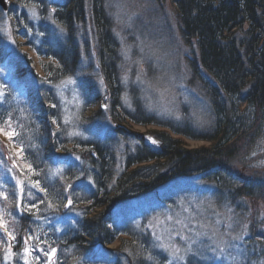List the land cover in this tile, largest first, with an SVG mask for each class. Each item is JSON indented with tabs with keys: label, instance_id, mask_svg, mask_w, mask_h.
I'll list each match as a JSON object with an SVG mask.
<instances>
[{
	"label": "trees",
	"instance_id": "1",
	"mask_svg": "<svg viewBox=\"0 0 264 264\" xmlns=\"http://www.w3.org/2000/svg\"><path fill=\"white\" fill-rule=\"evenodd\" d=\"M171 2L183 41L187 46L195 42L200 52L199 63L193 59L189 65L192 80L200 84L214 112L209 131L161 121L138 98L134 112L124 109L120 45L104 0H58L56 9L49 10L63 33L52 40V31L40 27L44 38L32 51L46 59L41 62L43 74L30 72L5 54L0 36V67L13 73L0 112V264L13 244L16 256L18 247L27 243L33 253L44 245L38 261L53 255L56 264H153L150 233L124 224L116 210L185 177L215 184V202L241 215L244 202L264 203V0ZM87 3L92 24L86 18ZM12 21L16 38L27 39L18 30L20 19ZM91 42L105 94L92 70L82 67L81 46L89 57ZM68 79L77 84L82 104L74 131L63 126L54 92ZM108 119L114 127L104 140L100 136ZM117 123L166 127L208 146L190 151L170 132L134 133L136 149L117 158L116 139L133 137ZM56 168L62 172L52 179ZM10 169L22 187L8 178ZM260 228L251 226L246 259L264 264ZM118 241V248H108ZM16 259L8 264H17Z\"/></svg>",
	"mask_w": 264,
	"mask_h": 264
},
{
	"label": "rangeland",
	"instance_id": "2",
	"mask_svg": "<svg viewBox=\"0 0 264 264\" xmlns=\"http://www.w3.org/2000/svg\"><path fill=\"white\" fill-rule=\"evenodd\" d=\"M11 1L13 7L10 12L4 13L0 9V36L5 54L30 72L43 74L41 62L46 59L40 57L37 51H32V47L38 49L42 43L44 34L40 27L43 24L52 31V40L62 36L63 31L53 21V11H49L56 9L58 0ZM43 3H47L48 7ZM104 7L113 22L114 35L120 45V101L124 109L134 112V100L138 98L146 112L161 121L178 126L190 123L202 132L211 130L214 112L210 100L200 84L192 80L189 65L193 59L199 63L200 52L195 42L187 46L183 41L177 10L171 0H104ZM86 12L87 21L92 24L89 3L86 4ZM14 17L20 19L17 22L18 30L26 34L27 39L16 38L12 21ZM88 37L92 39L91 33ZM81 50L83 69L92 70L95 84L105 94L106 84L92 42L89 57L85 54L83 44ZM10 78H13V73L0 67V112L5 93L10 88L7 83ZM54 92L61 106L63 126L74 131L82 105L77 84L74 80H65L54 88ZM21 101L17 99V103L24 106L23 99ZM104 126V137L100 136L102 139L114 127L109 119ZM118 126L132 131L133 136L116 139L117 158L121 159L138 146V138H134V133L150 136L170 132L173 137L180 138L184 149L190 151L208 146L203 141L179 137L171 129L162 126L125 123H119ZM86 139L88 142L89 138ZM14 148L15 153L21 152L18 146ZM73 160L79 158L75 156ZM60 171L56 168L51 174L52 179L58 177ZM7 176L22 187L14 171L10 169ZM214 189L215 184L207 183L199 176L177 179L156 194L120 206L116 214L124 224L133 225L135 231L150 233L152 244L149 254L154 260L153 264H257L246 259L245 242L251 235L252 225L258 224L264 230V203L254 200L244 202L245 211L241 215L228 205L219 206L212 196ZM56 222L60 224L57 219ZM119 245L118 241L108 248L113 250ZM13 246L3 259L5 264L13 262L14 258H17V264H56L53 255L38 261L44 257V245L37 252L38 256L32 252L29 243L18 247V253L14 256Z\"/></svg>",
	"mask_w": 264,
	"mask_h": 264
},
{
	"label": "water",
	"instance_id": "3",
	"mask_svg": "<svg viewBox=\"0 0 264 264\" xmlns=\"http://www.w3.org/2000/svg\"><path fill=\"white\" fill-rule=\"evenodd\" d=\"M13 7V2L11 0H0V8L4 12H9L11 8Z\"/></svg>",
	"mask_w": 264,
	"mask_h": 264
},
{
	"label": "snow or ice",
	"instance_id": "4",
	"mask_svg": "<svg viewBox=\"0 0 264 264\" xmlns=\"http://www.w3.org/2000/svg\"><path fill=\"white\" fill-rule=\"evenodd\" d=\"M0 131H2V129H0ZM7 135L9 136V138H11L12 133H7ZM53 252H54V250H53Z\"/></svg>",
	"mask_w": 264,
	"mask_h": 264
}]
</instances>
